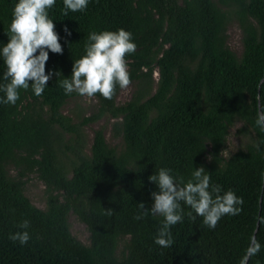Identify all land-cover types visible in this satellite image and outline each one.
I'll use <instances>...</instances> for the list:
<instances>
[{
  "label": "trees",
  "instance_id": "1",
  "mask_svg": "<svg viewBox=\"0 0 264 264\" xmlns=\"http://www.w3.org/2000/svg\"><path fill=\"white\" fill-rule=\"evenodd\" d=\"M217 1L233 10L239 59L225 43L227 13L212 0H90L86 11L68 15L56 0L49 18L63 54L49 52L45 74L62 76H53L39 97L30 87L15 105L0 103V264H264V130L256 124L264 114V0ZM17 2L0 0V50ZM118 29L131 32L137 45L127 57L131 82L150 79L156 69L157 88L146 101L124 106L97 94L98 116L119 118L123 148L114 154L97 130L88 156L81 125L59 112L68 97L59 81L70 78L73 62L85 55L89 33ZM5 71L0 58V86L7 83ZM237 122L254 143L224 159L228 130ZM62 133L74 137L64 146L76 161L70 175L57 158ZM8 162L24 165L50 191L45 210L22 194V171L14 181L5 177ZM200 166L222 192L243 199L240 211L209 229L195 212L190 220L192 210L184 206L183 222L171 228L172 246L161 248L154 240L162 217L134 219L138 204L150 209L158 191L148 177L167 168L186 183ZM69 213L86 227L88 246L69 233ZM24 220L30 239L22 246L9 236L23 231ZM123 237L128 241L117 259Z\"/></svg>",
  "mask_w": 264,
  "mask_h": 264
},
{
  "label": "clouds",
  "instance_id": "2",
  "mask_svg": "<svg viewBox=\"0 0 264 264\" xmlns=\"http://www.w3.org/2000/svg\"><path fill=\"white\" fill-rule=\"evenodd\" d=\"M90 0H63L64 15L69 12L86 11ZM56 5V0H18L12 12L7 44L0 50V58L6 67L3 79L7 81L0 86L4 96L0 103L15 105L20 99V91L30 87L39 97L43 94L53 76H62L60 72L45 74L49 52L63 54L59 35L55 32V24L49 18V10ZM66 34L70 35L67 28ZM137 51L133 35L124 29L117 31L91 32L85 44V55L73 62L72 75L59 81L65 95L73 93L94 100L97 94L111 100L117 89L125 90L131 84L127 57ZM256 124L264 130V114L258 116ZM221 154H227V151ZM150 183L157 186L158 191L151 193V208L139 203L140 211L134 217L139 221L152 215L162 217L161 227L154 243L161 248H169L173 244L171 228L182 223L185 217L184 206L192 211L186 215L190 220L196 216L202 218L203 224L215 229L218 222L226 215H236L237 207L243 199L234 191H223L220 185L211 183V174L203 166L195 168L192 178L186 183L183 178L177 179L172 170L159 169L158 173L148 177ZM196 213V216L192 215ZM111 215V209L105 211ZM19 227L23 230L10 234L9 239L26 245L30 239L27 229L30 222L24 220ZM257 246V251H258Z\"/></svg>",
  "mask_w": 264,
  "mask_h": 264
},
{
  "label": "rangeland",
  "instance_id": "3",
  "mask_svg": "<svg viewBox=\"0 0 264 264\" xmlns=\"http://www.w3.org/2000/svg\"><path fill=\"white\" fill-rule=\"evenodd\" d=\"M212 1L227 13L225 43L234 56L239 59L242 51L241 32L234 18L233 10L231 8L222 7L217 0ZM157 81L158 73L156 69H153L150 79L142 77L138 80L132 81L127 89H119L115 95V105L124 106L130 101L139 103L146 101L155 93ZM200 107L203 112L208 108L203 97ZM59 112L63 117L69 120L70 124L81 125V133L85 145L84 152L88 156L90 155L89 148L92 142L93 133L97 130L102 132L107 147L112 149L114 154H118L122 150L123 142L118 124L119 118H111V116L107 114L98 116V104L95 99L86 101L85 98L73 93L68 95L64 100ZM154 115L155 112L152 111L150 113V118L154 117ZM242 127V123L237 122L228 130L225 145L222 149V152L227 151V154H221L224 159L228 158L237 150H244L248 145L254 143L253 134ZM57 130L60 132L59 129ZM73 139L74 137L72 134L62 133V143L60 145V150L57 153V158L68 175H70L76 161L64 146L70 145L73 142ZM24 168V165L15 166L13 163L8 162L4 165L3 171L5 177L10 181L18 179L20 177L19 173L22 171V194L34 207L40 210H45L46 201L50 195V191L45 188L34 172H28ZM54 194L55 193H52L51 195ZM67 222L69 233L81 244L88 246L89 234L86 227L77 220L73 213L68 214ZM127 241L128 237H123L118 241L115 251V257L117 259L121 258L122 253L125 252L124 247Z\"/></svg>",
  "mask_w": 264,
  "mask_h": 264
},
{
  "label": "water",
  "instance_id": "4",
  "mask_svg": "<svg viewBox=\"0 0 264 264\" xmlns=\"http://www.w3.org/2000/svg\"><path fill=\"white\" fill-rule=\"evenodd\" d=\"M254 233H255V230H254ZM253 237H254V236H252L251 243H250V245H249V249H248L247 253H249V250H250V248H251V246H252V243H253Z\"/></svg>",
  "mask_w": 264,
  "mask_h": 264
}]
</instances>
